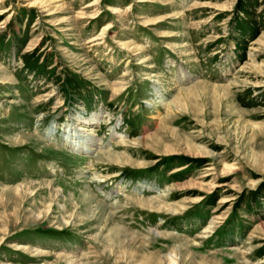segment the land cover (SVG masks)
<instances>
[{
	"label": "rangeland",
	"instance_id": "obj_1",
	"mask_svg": "<svg viewBox=\"0 0 264 264\" xmlns=\"http://www.w3.org/2000/svg\"><path fill=\"white\" fill-rule=\"evenodd\" d=\"M0 264H264V0H0Z\"/></svg>",
	"mask_w": 264,
	"mask_h": 264
},
{
	"label": "bare ground",
	"instance_id": "obj_2",
	"mask_svg": "<svg viewBox=\"0 0 264 264\" xmlns=\"http://www.w3.org/2000/svg\"><path fill=\"white\" fill-rule=\"evenodd\" d=\"M104 29H106V28L104 27ZM81 119L82 120L85 119V116H82ZM79 124L78 123L77 124L73 123V124L66 125V128H69L68 129L69 133H71L70 135L69 134L68 135L69 136L73 135V138H74V139H72V137H71L70 139L75 140V141L72 142L73 146L74 147L76 146L78 148H83V149L86 148L88 150H90L91 147H93L94 145H96V147H97V145H99L100 143L96 142V139H94V138L92 139L89 136V134L88 135L87 134L83 135V130H82L83 128H80V127L77 126ZM49 128H48L49 132H52V127H49ZM78 137L80 139H78ZM70 139H69V141H71Z\"/></svg>",
	"mask_w": 264,
	"mask_h": 264
}]
</instances>
